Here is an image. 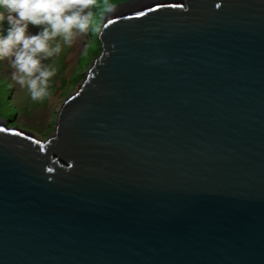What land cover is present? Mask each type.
<instances>
[{
	"label": "water",
	"instance_id": "1",
	"mask_svg": "<svg viewBox=\"0 0 264 264\" xmlns=\"http://www.w3.org/2000/svg\"><path fill=\"white\" fill-rule=\"evenodd\" d=\"M97 37L51 136L0 125V264H264V0H128Z\"/></svg>",
	"mask_w": 264,
	"mask_h": 264
},
{
	"label": "clouds",
	"instance_id": "2",
	"mask_svg": "<svg viewBox=\"0 0 264 264\" xmlns=\"http://www.w3.org/2000/svg\"><path fill=\"white\" fill-rule=\"evenodd\" d=\"M96 0H0V61L10 65L11 80L27 87L32 100L49 95V80L56 69L42 61L59 54L60 43L86 34L93 23ZM114 4L105 0L103 11ZM40 26L32 33L29 26Z\"/></svg>",
	"mask_w": 264,
	"mask_h": 264
},
{
	"label": "rangeland",
	"instance_id": "3",
	"mask_svg": "<svg viewBox=\"0 0 264 264\" xmlns=\"http://www.w3.org/2000/svg\"><path fill=\"white\" fill-rule=\"evenodd\" d=\"M128 0H108L118 5ZM105 0H96L91 8L93 23L86 34H77L69 44L59 40V54L42 61L56 69L49 80V95L34 101L27 87L21 88L11 80V67L0 61V125L30 132L40 140H46L55 130V120L61 105L79 88L93 61L102 50L98 41L103 19L108 15L103 11ZM40 26H29L35 33Z\"/></svg>",
	"mask_w": 264,
	"mask_h": 264
},
{
	"label": "snow or ice",
	"instance_id": "4",
	"mask_svg": "<svg viewBox=\"0 0 264 264\" xmlns=\"http://www.w3.org/2000/svg\"><path fill=\"white\" fill-rule=\"evenodd\" d=\"M111 23V21H109Z\"/></svg>",
	"mask_w": 264,
	"mask_h": 264
}]
</instances>
